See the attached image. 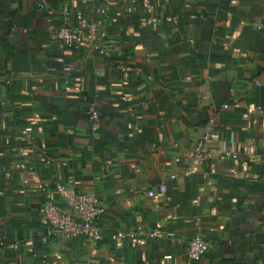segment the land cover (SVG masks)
I'll return each instance as SVG.
<instances>
[{
    "label": "crops",
    "instance_id": "1",
    "mask_svg": "<svg viewBox=\"0 0 264 264\" xmlns=\"http://www.w3.org/2000/svg\"><path fill=\"white\" fill-rule=\"evenodd\" d=\"M80 22L109 56L62 43ZM81 194L99 240L44 243ZM0 264H264V0H0Z\"/></svg>",
    "mask_w": 264,
    "mask_h": 264
},
{
    "label": "built area",
    "instance_id": "2",
    "mask_svg": "<svg viewBox=\"0 0 264 264\" xmlns=\"http://www.w3.org/2000/svg\"><path fill=\"white\" fill-rule=\"evenodd\" d=\"M59 39L66 46L78 45L91 51L109 56L110 53L101 46L100 32L95 24L80 22L74 28H62L58 34ZM100 111L95 105L90 106L89 123L95 131L100 128ZM215 124L211 120L203 128L199 143L190 152V163L206 167L214 157L211 142L214 139ZM172 179L176 175L171 176ZM161 192H166V186L160 187ZM105 213V208L99 199L90 194L78 195L71 208L46 202L42 206V218L47 225V231L42 241L48 243L53 239H73L87 236L97 242L100 238V230L97 227L98 220ZM172 237L173 234H168ZM210 244L197 236L189 243L188 256L193 262L201 261Z\"/></svg>",
    "mask_w": 264,
    "mask_h": 264
}]
</instances>
